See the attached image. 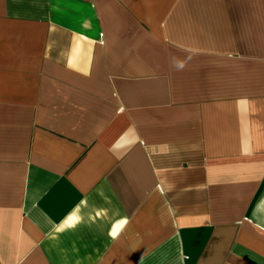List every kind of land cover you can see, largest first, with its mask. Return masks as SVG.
I'll list each match as a JSON object with an SVG mask.
<instances>
[{
	"label": "crops",
	"instance_id": "obj_1",
	"mask_svg": "<svg viewBox=\"0 0 264 264\" xmlns=\"http://www.w3.org/2000/svg\"><path fill=\"white\" fill-rule=\"evenodd\" d=\"M0 264H264V0H0Z\"/></svg>",
	"mask_w": 264,
	"mask_h": 264
}]
</instances>
